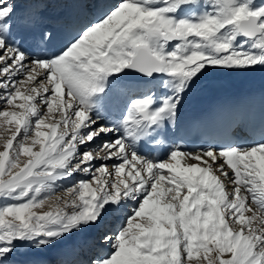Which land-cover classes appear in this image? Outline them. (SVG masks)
I'll use <instances>...</instances> for the list:
<instances>
[{
    "label": "snow or ice",
    "instance_id": "1",
    "mask_svg": "<svg viewBox=\"0 0 264 264\" xmlns=\"http://www.w3.org/2000/svg\"><path fill=\"white\" fill-rule=\"evenodd\" d=\"M34 2L0 0V264L86 231L74 264H264V123L165 139L207 72L264 67V0H77L56 47Z\"/></svg>",
    "mask_w": 264,
    "mask_h": 264
},
{
    "label": "bare ground",
    "instance_id": "2",
    "mask_svg": "<svg viewBox=\"0 0 264 264\" xmlns=\"http://www.w3.org/2000/svg\"><path fill=\"white\" fill-rule=\"evenodd\" d=\"M20 10H28L35 7L34 0H18ZM44 4L47 7L44 8ZM41 9L45 12L48 23L52 26L55 23L65 25V21L71 17H74L81 9L77 6V0H42ZM264 78V67H255L252 70H237V71H226V70H210L206 73L200 81L197 82L196 86L189 92L184 100L181 110L178 114V119L175 126L169 125L168 132L165 139L170 138L172 142L175 141V135L181 125L183 118L185 117L186 111L190 107V96L191 94L202 87L209 79H216L218 84H229L232 87L228 91V97L225 99L234 103H249L250 98L245 96V92H248L252 86L256 84L259 79ZM208 87V89H209ZM195 95H205L202 91L195 92ZM242 129L240 125L238 131ZM167 145H156L153 143L151 147L157 151H153L152 155H156L158 151H162ZM118 223V221H117ZM94 238V233L86 231L84 233L77 234L75 236L68 237L61 245L51 249L46 257L43 258L40 264H74L76 261H83L87 259L89 245Z\"/></svg>",
    "mask_w": 264,
    "mask_h": 264
},
{
    "label": "rangeland",
    "instance_id": "3",
    "mask_svg": "<svg viewBox=\"0 0 264 264\" xmlns=\"http://www.w3.org/2000/svg\"><path fill=\"white\" fill-rule=\"evenodd\" d=\"M61 194H62L61 192H57V195H61ZM56 247H58V246L56 245L54 248H56ZM54 248L42 249L39 251L29 249L26 251L25 255L20 256L19 259H21V260H33V261H36L37 264H40L42 262L43 258L46 257L48 255V253L52 251L51 249H54Z\"/></svg>",
    "mask_w": 264,
    "mask_h": 264
}]
</instances>
